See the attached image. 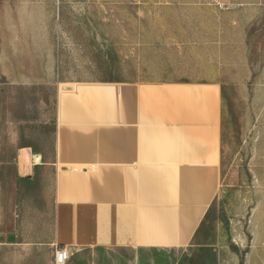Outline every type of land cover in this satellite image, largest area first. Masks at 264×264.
<instances>
[{"label": "crops", "instance_id": "1", "mask_svg": "<svg viewBox=\"0 0 264 264\" xmlns=\"http://www.w3.org/2000/svg\"><path fill=\"white\" fill-rule=\"evenodd\" d=\"M111 1V78L89 45L104 25H59L69 50L43 62L19 27L0 29V264H54L55 247L63 264H225L224 234L206 223L220 184V78L213 66L138 78L136 35L180 29L138 30L145 0ZM57 2L73 19L106 3ZM207 33L192 41L197 58L219 48ZM157 44L185 56L177 38Z\"/></svg>", "mask_w": 264, "mask_h": 264}, {"label": "rangeland", "instance_id": "2", "mask_svg": "<svg viewBox=\"0 0 264 264\" xmlns=\"http://www.w3.org/2000/svg\"><path fill=\"white\" fill-rule=\"evenodd\" d=\"M166 1V7L155 2L150 6L151 0L138 3L137 28L175 26L180 31L138 33L137 65L131 69L138 78H156L162 70L213 66L222 84V156L219 189L206 223L211 224L210 232L216 226L224 234L228 249L225 264H264V0ZM104 2L98 9L92 4L93 17L73 19L58 15L57 0H0V29L19 27L23 32L19 36L29 41L24 49L34 50L43 62L52 56L55 61L58 49L69 50L66 35L57 33L59 25H104L101 43L92 40L89 45L97 47L98 43L94 59L105 70V77L111 78L118 58L113 35L107 30L113 25V5L111 0ZM99 13H104V18L97 17ZM210 31L216 33L219 48L202 49L197 58L192 41L212 37L204 34ZM70 36L85 39L84 34ZM166 37L185 45V56L179 61L173 59L176 56L154 51L157 42ZM78 68L68 67L70 72Z\"/></svg>", "mask_w": 264, "mask_h": 264}, {"label": "built area", "instance_id": "3", "mask_svg": "<svg viewBox=\"0 0 264 264\" xmlns=\"http://www.w3.org/2000/svg\"><path fill=\"white\" fill-rule=\"evenodd\" d=\"M67 259V252L63 247H55L54 264H63Z\"/></svg>", "mask_w": 264, "mask_h": 264}]
</instances>
